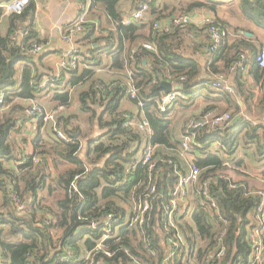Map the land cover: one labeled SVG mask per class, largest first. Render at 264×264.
<instances>
[{
  "label": "trees",
  "instance_id": "obj_1",
  "mask_svg": "<svg viewBox=\"0 0 264 264\" xmlns=\"http://www.w3.org/2000/svg\"><path fill=\"white\" fill-rule=\"evenodd\" d=\"M226 1H237L241 15L264 30V0H193L186 8L184 0H174L186 13L197 9L216 11ZM118 3L119 0H92L91 6L94 17V12L103 11L114 31H107L100 23L97 28L91 15L84 25L85 41L104 42L111 57L109 71L122 72L120 76L125 79L118 83L92 82L78 94L79 114L87 116L85 124L74 123L77 115L68 112L73 103L71 91L93 78L94 71L83 65L95 61L94 51L89 52V58L84 54L83 65L80 60L75 69H63L59 80L52 78L42 87L43 76L38 73L36 61L44 56L31 51L36 45L44 46L45 41L32 26L23 27L34 17L31 12L35 6L30 2L21 15L7 14V34L0 31V264H248L249 236L262 214V196L252 195L246 175L235 171L244 166L242 162L232 167L226 163L235 155L240 136L243 146H254L256 158L264 159V69L257 63L261 51L243 42L230 48L225 44L207 66L204 77L198 62L185 57L182 50L169 49V38L181 35L183 29L152 33L157 51L143 50L137 43L145 21L125 25ZM150 7L153 20L174 16L172 11L169 16L162 11L171 8L168 3L161 7L153 0ZM5 17L0 8V22ZM97 30L106 37H96ZM243 48L250 49L251 74L262 85L263 95L258 102L249 97L240 106L234 94L221 83L218 85L215 78L223 74L219 62L227 70L245 60L241 57ZM134 49H138L136 53H132ZM161 80L179 84L180 92L187 97L166 112L159 108L165 96ZM129 82L140 91L144 107L140 108L138 101L128 95ZM53 85H64L50 101L66 107L58 122L70 138L78 135L79 140L66 143L51 127L43 133L41 120L31 141L33 152L26 153L16 139L27 128L29 119L27 106L20 102H39L49 95ZM210 87L217 90L214 103L201 116L230 113L240 120L231 127L189 129L194 143L202 146L199 149L194 145L193 149L201 176L187 195L192 215L175 214L171 225L166 219L167 208L180 181L178 170L185 173L182 141L177 137L173 115L179 110H192L200 99L209 100L202 93ZM234 91L243 98L241 87ZM126 96L139 110V115L134 116L141 119L143 115L148 121L150 138L126 126L134 117L130 114L128 118L120 109L119 97ZM223 105L226 111L220 109ZM148 141L157 147L156 157L160 160L158 193L140 223L128 205L134 200L140 203L147 191L150 174L139 157ZM215 141L223 143V149L211 154L210 143ZM35 158H40L41 163L35 164ZM255 190L264 192L263 188ZM212 203H216L221 220ZM108 217L114 218L109 225L111 231L105 226ZM170 239L181 249L167 259ZM99 244L101 248L97 249ZM88 252H92V262L86 260ZM190 252L194 257L184 263Z\"/></svg>",
  "mask_w": 264,
  "mask_h": 264
},
{
  "label": "crops",
  "instance_id": "obj_2",
  "mask_svg": "<svg viewBox=\"0 0 264 264\" xmlns=\"http://www.w3.org/2000/svg\"><path fill=\"white\" fill-rule=\"evenodd\" d=\"M13 1L15 0H0V8H3L5 5ZM145 1L146 0H119L117 10L122 14L124 20L125 18L131 17V15L135 11H137L145 3ZM152 1L153 0H150V3ZM192 1L193 0H184V8H186V6H189ZM31 2L35 6V10L31 12L34 13V17L32 19H28L23 27L32 26L34 31L38 34V37L45 41L44 51L47 52V55L44 56L43 59H38L36 61L38 66V73L39 75L43 76V81L48 79L50 80L52 78L57 80L60 79L63 70L60 67V64L69 59V56L73 49L79 50V58L81 60V65H83V61L81 58H83L84 54L87 55V58H89V52L91 53L92 51H94L93 54H95V61L91 60L87 62L83 65V67H89V69H92L93 71L96 70L98 71L99 75L106 72V75H104V77L102 78H104V81H106L107 83L111 81L118 83L120 79L125 80L123 76H120L122 72L109 71L108 65L110 63L111 57L109 56L110 54H107L108 51H106L107 49L105 48L106 46L104 42L91 44V40L85 41L84 36L86 34L82 37L77 38L73 42L65 41V38L68 35V31L70 30L72 23L77 21V19L81 18L82 15H85L87 19L88 16L90 17L91 15L92 23H95L97 25V28L101 25L102 28H106L107 31H114V26L109 23V20L103 14L102 10H100L99 12H94L96 13V17H94V13V15H92V0H72L71 2H61L59 0H31ZM155 2L161 7L163 4L166 3L164 0H155ZM168 4H170V6H175L173 4V1ZM175 10L177 11V9ZM162 11L167 16L171 14V8L168 11ZM184 13H186V11H184ZM188 13H195L200 18L206 15H212L216 19H218V21L222 22L225 28L230 30V36L226 43V46H228L227 48H230L233 45H238L239 43L243 42L246 45L254 46L257 50H259V52L264 51V30L260 29L250 21L246 20L241 15V11L237 1H226L221 6H219L216 11H212L209 9H197ZM152 20L153 19L151 18V14L145 15V22L143 23L142 29L139 31V35L141 37L138 39L139 41L137 43V45H139L140 47L142 44L151 42L152 40L153 31L151 29L150 23ZM99 23L100 25L98 26ZM136 23L141 22L137 21L134 24ZM146 23H148V26ZM1 28L3 31H1ZM7 30L8 16L6 14L4 20L0 22V31L3 35H6ZM95 34L96 37H106V34H99L98 30L95 32ZM167 43L170 46V50L176 52L178 50H182V52H184L185 57L198 62L201 67L202 75L206 77L207 66L212 63L216 55L212 56L208 52L209 39L204 28H201L200 25H192L184 29V32L181 33V35L169 38ZM183 47L184 50L182 49ZM242 50L243 53L241 54V57L245 60L242 62L240 61V63H238L232 68L230 66L227 70H225L224 63L219 62L218 65L223 70V74H221L220 77H224V79H221L220 77L215 78L217 83L219 82L222 84V86H224L225 88L228 87L231 90V94H234V99L240 106H243V101L249 100V97H252L256 102H258L260 97H262L263 95L262 85L258 84L255 81L253 75L251 74L252 66L250 64V61H248L250 60L251 56L250 49L243 48ZM101 59L103 63H100ZM219 59L220 58L217 57V60ZM147 64L148 62L145 61V65ZM107 72L109 73V76H107ZM105 77H109V79L106 80ZM65 83L66 82H64V84ZM219 83L218 85H220ZM63 86H57L56 88L58 89L59 87ZM240 87L244 91L243 98L242 96L236 94V92L234 91V89L237 90ZM216 92V88L213 87H210L207 93L203 92V95H208L209 100L200 99L199 101H197L200 103L197 104L195 108L187 112L184 111V123L186 121L198 120L200 118H203L201 114L204 112L205 108L210 103H214L213 97H215L214 93ZM49 95L47 97L42 98L41 100L46 99L48 100L50 105H53V103L50 102L53 95L50 99H48ZM119 99V106L121 111L125 113L124 115H126L127 117H129L130 114H133V116L139 115L138 108L133 103H131L127 96L122 98L119 97ZM20 103L28 106L30 104V101H21ZM226 108L227 106L224 105L220 107L222 111H226ZM26 125L27 128L24 129V132L21 135H16V139L20 141L18 142L19 147L21 149H24L26 153L31 154L33 152V146L31 141L34 139V137L39 131L40 122H36L35 120L29 118ZM22 139H24V143L21 141ZM237 155L238 154H236L235 157ZM251 155L252 154L250 152L245 151V158L240 160V162H242L244 166L239 169H234L236 172H241L242 174H245L249 180V183H254L255 185L260 183V185H263L262 187H264V169H259L264 166V159H253ZM185 159H193V154H189V156H186ZM250 161H254L255 165H252V167H255L256 170L259 172H252V170L254 169L251 167V164L249 163ZM231 174V176L238 178L235 173ZM241 178L238 179H244ZM251 187L252 189L258 188L253 186Z\"/></svg>",
  "mask_w": 264,
  "mask_h": 264
},
{
  "label": "built area",
  "instance_id": "obj_3",
  "mask_svg": "<svg viewBox=\"0 0 264 264\" xmlns=\"http://www.w3.org/2000/svg\"><path fill=\"white\" fill-rule=\"evenodd\" d=\"M61 2H71L72 0H59ZM31 0H15L3 7L6 14H16L21 15L30 5ZM151 11L150 7V0H146L145 3L135 11L131 17L125 18L123 23L125 25H131L135 22L144 21L145 15H149ZM87 22V18L85 15H82L81 18L77 19L74 23H72L70 30L68 31V35L65 38V41L73 42L79 37L84 36L86 33V29L84 25ZM200 25L201 28L205 29L207 37L209 39V49L208 52L211 55H215L221 47H223L228 39H229V32L228 30L220 24L218 19H216L212 15H206L203 17L197 16L195 13H184L180 14L179 16L163 18L161 20H152L151 21V29L154 35L170 33L174 29H186L192 25ZM23 37V35L21 36ZM143 50L156 52L157 46L152 40L151 42H147L141 45L140 47ZM136 50L132 53H136ZM44 51V46L36 45L34 49L31 51L35 55H41ZM80 52L78 49H73L69 59L62 62L60 67L62 69L70 68L75 69L77 63L80 60ZM257 63L258 66L264 69V51H261L257 56ZM131 71H128V76L131 77ZM224 79V77H220ZM52 79H48L47 81H43L42 87H45L47 83H49ZM132 82L128 83L127 92L128 95L131 97L132 100L138 101V106L140 108L144 107L143 100L141 98V93L137 90ZM173 87H181L179 84L171 83ZM228 91H231L228 87H226ZM187 97L183 95L181 92L173 91L171 94H166L159 102V108L162 112H166L167 110L174 107V105L179 100H185ZM3 98L0 97V104L2 103ZM66 111V107L64 106H57L52 111H46L44 107L39 105L37 102L30 101V104L27 106L26 114L29 118L38 121H43L44 123L51 122L53 125V131L55 135L66 143H72L74 141H78V137L70 138L64 131L61 124L58 122V117L62 113ZM129 118V117H128ZM234 118L231 116L230 113L215 115V113H208L206 114L201 120H191L187 124V121L181 126L179 121L176 120L174 122V126L176 128L177 137L182 141L181 146V158L185 162L184 169L185 173L178 170V175L180 176V181L177 188L171 194V201L169 203V208H167L166 212V219L168 222L173 225L174 215L177 214L178 216H187L190 217L192 215V204L191 201L187 199V195L190 193L191 189L194 185L198 184L201 170L198 166L195 165V157L193 154L194 145L198 146L199 149H202L201 145L194 143V136L189 133V129H198L204 128L208 126L209 129L215 128H224V127H231L233 126ZM127 127L135 128L142 133H145L149 136H152V129L142 115L141 119H138L136 116L133 119H129L126 122ZM185 131V132H184ZM241 136L239 137V143L235 149V155L238 154L236 157L235 155L231 157V159L226 163L228 167H232L235 163L239 162L241 159L245 158L244 152H250L251 154L255 155V147L249 146L245 147L241 143ZM145 148L141 151V155L139 157L140 162L148 168V172L150 174L149 184L147 186V191L143 199H141L140 203H136L135 200L128 205V209L135 215H138L136 221H140L143 223L144 217L146 213L149 211L151 206V200H153L157 193H158V180H159V172L157 171V165L160 163V160L156 157L157 147L151 145L148 141L147 144H144ZM223 149V143L220 141H215L210 143V151L211 154H216ZM189 154H193V159L188 160L185 159L186 156ZM235 157V158H234ZM35 164L41 163L40 158L34 159ZM206 188V186H205ZM252 195H261L262 196V214L258 220L256 226L252 229L249 241L251 245V252L248 260V264H263L264 263V192L258 190H251L250 192ZM204 195L208 196L207 191L205 190ZM211 207L216 212V216H219L220 220V212L216 203H212ZM22 208H19L21 210ZM114 221L113 217H108L105 220V226L108 225L107 231H111L109 225L112 224ZM119 228V227H118ZM107 238H104L106 240ZM168 243L171 249V253L167 259H172L174 256V252L178 249H181L178 246V243L174 241V239H170ZM182 243V242H181ZM185 244V241H184ZM101 248V244L98 245L97 249ZM194 252L186 253L184 257V263H188L191 258L194 257ZM86 260H91L92 262V252H88L86 255Z\"/></svg>",
  "mask_w": 264,
  "mask_h": 264
},
{
  "label": "rangeland",
  "instance_id": "obj_4",
  "mask_svg": "<svg viewBox=\"0 0 264 264\" xmlns=\"http://www.w3.org/2000/svg\"><path fill=\"white\" fill-rule=\"evenodd\" d=\"M164 1H165L166 3H171V2L173 1V4H174L175 6H171V11L174 13V16H179L180 14H183V13H184L183 8L180 7L179 5L175 4L174 0H164ZM167 1H169V2H167ZM172 7H173V8H172ZM175 9H177V11H176ZM167 13H168V12H167ZM174 16H173V17H174ZM227 30H228V29H227ZM1 31H3L2 28H1ZM228 32H230V30H228ZM229 36H230V35H229ZM183 49H184V47H183ZM101 72H102V71H101ZM101 72H100V73H101ZM104 75H106V72H105V73H102V74L99 75L98 71L94 70L93 78H92L89 82H87V83L84 84L83 86L77 87L75 90L72 91L73 103H72L71 108L69 109L68 114H69V115H72V114H73V115H77V118L75 119L74 123L85 124V122H86V118H87L86 115L79 114L78 94H79L81 91H83V90H87L88 87H89V85H90L92 82H98V81H100V80H103V81H104V78H102V77H104ZM110 75H111V74H110ZM107 76H109V73H108V72H107ZM105 78H106V80L109 79V77H105ZM45 81H47V80H45ZM56 87H57L56 85H53V86L51 87V89L49 90L50 95H49L48 99H50V98L52 97V95L56 92V90H57ZM38 104L41 105L42 107H44V108L46 109V111H52V110H54L55 107L57 106V104L50 105V103H49L48 100H46V99L40 100V101L38 102ZM176 120L179 121V124H180L181 126L183 125V122H184V111H183V110H179V111H178V114L173 115V122L176 123ZM46 127H51V128H53V125H52L51 122H49V123H44V124H43V133L46 131V129H47ZM83 129L85 130L86 128L83 127ZM144 148H145V145H144ZM251 156H252L253 159L256 158V156L253 155V154H252ZM249 163L251 164V167H252V165H255V164H254V161H252V162L250 161ZM252 168L254 169V170H252L253 173H257V172H259V171L256 170L255 167H252ZM259 169H260V170H263V169H264V166H262V168H259ZM259 169H258V170H259ZM250 186L258 187V188H260V189H262V188L264 189V187H262L263 185H260V183H258L257 185H255L254 183H250ZM251 190H255V189H251Z\"/></svg>",
  "mask_w": 264,
  "mask_h": 264
},
{
  "label": "water",
  "instance_id": "obj_5",
  "mask_svg": "<svg viewBox=\"0 0 264 264\" xmlns=\"http://www.w3.org/2000/svg\"><path fill=\"white\" fill-rule=\"evenodd\" d=\"M42 56H46L47 55V52L46 51H43ZM160 87L161 89L166 93V94H171L173 91H177V92H180L181 91V87H173L171 85V83L165 81V80H161L160 82ZM240 120V117H237L234 121H233V124H236L238 121ZM78 136V135H77Z\"/></svg>",
  "mask_w": 264,
  "mask_h": 264
}]
</instances>
